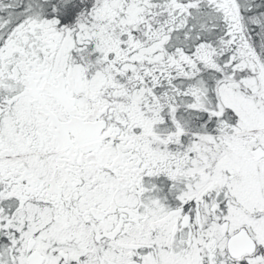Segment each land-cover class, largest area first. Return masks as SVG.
<instances>
[{"label":"snow or ice","instance_id":"6c2138e0","mask_svg":"<svg viewBox=\"0 0 264 264\" xmlns=\"http://www.w3.org/2000/svg\"><path fill=\"white\" fill-rule=\"evenodd\" d=\"M0 264H264V0H0Z\"/></svg>","mask_w":264,"mask_h":264}]
</instances>
